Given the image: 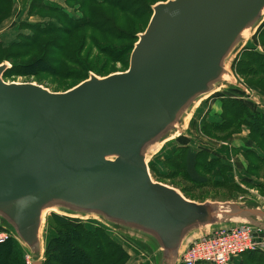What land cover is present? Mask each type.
Instances as JSON below:
<instances>
[{
	"label": "water",
	"instance_id": "95a60500",
	"mask_svg": "<svg viewBox=\"0 0 264 264\" xmlns=\"http://www.w3.org/2000/svg\"><path fill=\"white\" fill-rule=\"evenodd\" d=\"M263 16L264 0L160 2L127 72L91 74L64 93L7 83L10 66L0 65V220L32 264H43L49 211L142 234L160 264H180L197 234L232 223L233 205L156 182L148 154L225 88L227 62Z\"/></svg>",
	"mask_w": 264,
	"mask_h": 264
},
{
	"label": "trees",
	"instance_id": "16d2710c",
	"mask_svg": "<svg viewBox=\"0 0 264 264\" xmlns=\"http://www.w3.org/2000/svg\"><path fill=\"white\" fill-rule=\"evenodd\" d=\"M68 0H66L67 2ZM78 3L80 0H70ZM79 8L85 11V17L81 21H76L70 18L63 10V6L47 2V0H32L29 4L27 19H36L35 22H19L17 26L23 23V28L32 30L31 37L19 35L17 41L10 44L0 42V65L10 62L11 57H4L6 53L13 51L28 50L27 56L41 52L38 61L33 64H15L11 63L10 68L5 72L4 80L9 79L11 74H23L20 70L23 68L35 67V70L40 73L53 72L61 78H73L78 81L72 88L90 78L91 74L99 77H104L103 71L90 70L83 68L82 72H69L61 66V61H68L67 46H69L68 37L71 33H65V36L51 38L48 41H42V38L53 37L67 31H71L72 27L86 26L87 15L93 21L92 27L98 30L106 31L105 34L110 35L115 40H121L123 35H128L133 43L127 46L126 49H117L115 46L109 45L106 49L108 57L112 60L121 63L127 70L130 65L131 54L135 45L139 41V35L143 34L147 29L150 20L153 16V7L168 0H83ZM91 4L97 5L93 7ZM103 8H99V7ZM106 7V8H105ZM14 9V10H13ZM102 9V10H101ZM86 11L88 13H86ZM120 12L129 15L133 18L140 19L145 23L143 31L129 33L126 30H121L113 21L112 17H106L107 12ZM37 12L52 13L61 15V20L50 18H42ZM15 14V0H0V29L9 21ZM26 19V20H27ZM72 19V20H71ZM97 21V22H96ZM91 23V21L89 20ZM43 23V26L40 24ZM32 24V25H24ZM36 24V25H34ZM21 25V26H22ZM20 27V26H19ZM74 30V29H72ZM135 34L138 36L135 37ZM21 36V37H20ZM259 44L264 48V23L259 28L256 34ZM135 37V41L133 39ZM95 40V39H94ZM96 41V40H95ZM102 45H99L101 48ZM248 46V45H247ZM245 47L244 52L240 53L232 63V71L235 72L249 88H256L264 92V53L257 51L256 47L248 50ZM259 46V45H258ZM239 89L229 87L228 89L218 92L211 96L208 100L202 103V108L210 99L220 100L221 113L215 115L214 121H209L205 116L200 123L201 134L210 137L223 138L229 140L233 135L241 132L246 127L249 133L250 144L255 146L257 151H249L245 153V158L249 163L247 171L250 175H258L264 168V113L260 112L255 106L246 100L236 98ZM200 111L197 113L200 114ZM229 134V135H228ZM227 136V137H225ZM175 142L178 144V152L175 159H179V166L176 161L171 160L168 164L174 166L179 173L183 175L200 190L205 188L210 183V177L214 178V186L220 187L225 185L230 193L236 191L235 185L230 184L229 174L231 169L223 164L222 159L216 154H211L207 149L196 151L192 148V142L184 135L167 143ZM161 152V151H160ZM158 152L155 156L159 155ZM173 157V159H174ZM153 161V160H152ZM149 162V168L152 176L157 178H165L166 176L174 177L176 174H166L160 176L159 170ZM174 163V164H173ZM182 194L188 200V196L181 190ZM192 201V200H191ZM206 201V200H205ZM48 226L55 227L57 236L50 240L47 246L44 247L43 264H128L131 260L130 254L124 247L116 242L104 227H97L94 230L88 229L84 223L73 221L65 216L52 213L47 219ZM26 255L28 252L21 243L11 238L4 244H0V264H27ZM263 262V260H262Z\"/></svg>",
	"mask_w": 264,
	"mask_h": 264
},
{
	"label": "rangeland",
	"instance_id": "374dc122",
	"mask_svg": "<svg viewBox=\"0 0 264 264\" xmlns=\"http://www.w3.org/2000/svg\"><path fill=\"white\" fill-rule=\"evenodd\" d=\"M64 2V0H59ZM66 1V0H65ZM28 4L30 3V0H15V14L14 16L7 21L4 26L0 29V42H4L5 44H10L12 42L17 41V38L19 35L26 37H31L32 30L30 27H27L29 29L23 28V23H21L19 26L17 24L21 22L29 21V22H35L36 19H27V12H28ZM49 3H53L50 0H47ZM83 0L78 1L76 3L75 1L70 2L68 0L65 5H60L63 6L64 12L74 20L76 21H81L83 17H85V14L81 9L79 8L80 3H83ZM56 4V3H55ZM62 4V3H61ZM59 5V4H58ZM93 7H96L97 5L91 4ZM99 7V6H98ZM103 8V7H99ZM106 8V7H105ZM14 10V9H13ZM102 10V9H101ZM40 17L46 19L52 17L53 19L56 18V20H61L60 17L61 15H56L52 13H42V12H37ZM86 13H88L86 11ZM108 14H105L106 17H112L114 23L121 28V30H126L129 33H135V32H140L143 31L145 23L140 20L133 18L129 15L122 14L119 11L118 12H107ZM264 18V16H263ZM27 19V20H26ZM71 19V20H72ZM87 23H85V27H72V26H66V28H70L71 31H65L64 34L63 32L54 34L53 37H45L42 38V41H48L51 38H56L58 36H65V33H71V37H68L69 41V46H67V54L69 55V60L66 61L63 59L61 61V66L67 73L68 70L69 72H82L83 68H88L90 70H97V71H103L104 77H108L110 75L116 74V73H124L127 72L128 69L126 70L124 66L117 62L112 60L110 57H108L106 53V49L108 48L109 45L115 46L117 49H126L127 46H130L133 41L130 40L128 35H123L121 40H115L113 37H111L108 34H105L106 31L104 30H98L96 27L93 28L92 25V20L89 18L87 15ZM91 21V23L89 22ZM97 22V21H96ZM43 23L40 24V26ZM22 25V26H21ZM24 25H32V24H24ZM36 25V24H34ZM22 27V28H21ZM74 29V30H72ZM146 31V30H145ZM253 33V31L251 32ZM251 33H248L245 35V39L250 36ZM138 34H135V37H137ZM21 37V36H20ZM135 37H133L135 41ZM96 41H95V40ZM99 45H102L101 48ZM248 50H251L254 46L253 45H248L247 46ZM245 47L240 46V49L238 50V53H236L234 56H231L229 61L227 62V68L230 72V74L227 77V84H225V87L230 86L232 83H234L235 78L240 81V77L232 71V63L233 61L236 60V58L239 56V54L244 52ZM28 50H24L23 52L21 51H13L12 53H6L4 54V57L8 56L11 57L9 66L11 63L15 64H33L34 62L38 61L39 57L41 56V52L39 53H34L31 56H27L26 53ZM128 60L129 59V54H128ZM23 72V74H26L25 76H22L20 73L18 75H15L14 73L10 75L9 79L5 80L7 83H32V84H37L40 86H43L44 88L50 90L51 92L54 93H64L67 92L71 89L72 87L78 82L74 80L73 78H61L58 77L56 74L53 72L51 73H40L35 70V67H30V68H23L20 70ZM232 73V74H231ZM95 75V74H94ZM91 76V75H90ZM99 77V76H98ZM81 84V83H80ZM79 84H77L78 86ZM76 87V86H75ZM74 87V88H75ZM222 89V88H221ZM213 96V95H212ZM210 98V97H209ZM209 98H204L200 102L196 104V106L185 116L183 119L182 123L180 126L177 128V132L180 134L185 133V137L191 140L192 142V148L196 151H199L201 149H206L210 145L205 144L206 143H211L213 140H217L219 142H223V138H216L213 137H206L203 136L204 138L200 137L195 131H194V126L197 118L195 121L192 123L189 131H186V126L190 123L189 121L191 120L190 117L192 118L193 115L195 114L196 108L202 104L204 101L208 100ZM229 135V134H228ZM173 136H176L175 134ZM179 136L174 137V139L178 138ZM227 137V136H225ZM172 139V140H174ZM171 141V140H170ZM169 141V142H170ZM168 142H164L152 150L149 151L148 154V161H152V165L155 166L158 170L159 173L161 174L160 176L166 175V174H176L174 177L166 176L165 178H157L153 177V179L156 182L162 183L164 185H168L170 187H173L177 189L178 191L181 192V190L184 191V193L190 198L192 201L198 202V203H204L205 200L208 201H230L229 199L234 197V192L232 191L231 193L228 191L226 186H214L213 180L214 178L210 177V183L208 186H206L203 189H199L198 187H195L184 175L183 173H179V170H177L174 166L168 164L171 162V160L176 161V164L179 166V159H175V155L177 156V152L179 155V148L178 144L175 145V142H171L169 145H167ZM161 151V152H160ZM159 155L154 158V156L158 153ZM174 157V159H173ZM264 172V169L261 171ZM236 191H239L240 189L243 188L244 192L246 194L250 195L254 199H259L261 202H264V193H262L259 190H255L251 187H240V186H235ZM182 193V192H181ZM247 205V204H245ZM52 211H49L45 215V227L42 231V237L44 241V245L47 246L48 242L52 240L54 237L57 236V232L55 227L48 226L47 224V219L51 216ZM63 214V213H61ZM67 218L72 219L73 221H78L84 223V225L88 229L94 230L97 227H104L108 230L109 235L119 244H121L125 250L130 254L131 260L128 264H160L159 260V254L157 253V245L155 242L148 237L139 234L137 232H132V231H124V230H115L111 225L108 223L101 221L98 218L94 217H80V216H67ZM229 219V218H227ZM233 220L232 223L223 225L224 227H233ZM8 230L6 229V226L2 223L0 220V236L3 234H8ZM9 241V240H8ZM6 243V242H4ZM2 243V244H4ZM44 246V247H45ZM28 255H26V263L27 264H32V260L27 258ZM156 256V257H155ZM240 257V256H239ZM35 263H40V261H36ZM163 264V263H162ZM165 264V263H164ZM179 264V262H178Z\"/></svg>",
	"mask_w": 264,
	"mask_h": 264
},
{
	"label": "crops",
	"instance_id": "0c3cea01",
	"mask_svg": "<svg viewBox=\"0 0 264 264\" xmlns=\"http://www.w3.org/2000/svg\"><path fill=\"white\" fill-rule=\"evenodd\" d=\"M31 1L32 0H30V2ZM50 1L54 2V4L56 3L59 5H65L66 3L65 0L64 2L59 0ZM29 4L27 2V6ZM258 30L250 34V36L244 43V47H246L247 45H253L254 47H256L257 51H259L260 53H264V48L259 44L258 38L256 36ZM234 78L235 82L230 86L225 87L221 91H224L231 86L238 88L239 94L238 96H235L236 98L246 100L247 102L255 106L260 112L264 113V92L256 88H249L242 79L238 81L236 77ZM221 106L222 104L218 99H210L203 108L202 104H200L196 108L193 117H190L191 120L189 121L190 123L186 126V131H189L192 123L197 118L198 111L201 110L193 129L198 135H200V137L204 138V135H202L200 131L201 120L205 116L208 117L209 121L216 120L217 117L215 115L221 113ZM249 133L250 131L246 127H244L241 132L233 135L229 140L223 142L213 140L211 141V143H204L210 145L206 149L209 150L211 154H216L217 157L222 159L223 164L230 167L231 173L229 174V180L231 185H238L240 187L246 188L251 187L264 193V172H259L256 176L247 173L249 169V163L245 158V153L249 151L259 152V150L255 146L250 144ZM181 135H185V133L179 134V136ZM229 200L230 201L212 202H219L223 204L229 203L233 205L232 211H234L233 214L235 215V217H233L234 222L232 225L239 226L243 223H248L249 225H251L252 228H254V230L256 231V241L258 243L257 251L244 254L240 257L238 256L232 260L231 264H264V202H261L260 198H252L250 195L244 192L243 188L238 192H234V197L230 198ZM208 232L210 231H204V234ZM202 233L197 234L194 239L201 237Z\"/></svg>",
	"mask_w": 264,
	"mask_h": 264
},
{
	"label": "built area",
	"instance_id": "2783aa9c",
	"mask_svg": "<svg viewBox=\"0 0 264 264\" xmlns=\"http://www.w3.org/2000/svg\"><path fill=\"white\" fill-rule=\"evenodd\" d=\"M11 238L10 232L1 235L0 244ZM256 239V231L248 223L222 227L192 242L182 254L180 264H231L234 258L257 251Z\"/></svg>",
	"mask_w": 264,
	"mask_h": 264
},
{
	"label": "bare ground",
	"instance_id": "6f19581e",
	"mask_svg": "<svg viewBox=\"0 0 264 264\" xmlns=\"http://www.w3.org/2000/svg\"><path fill=\"white\" fill-rule=\"evenodd\" d=\"M8 72V71H7ZM177 134H179V133H177Z\"/></svg>",
	"mask_w": 264,
	"mask_h": 264
}]
</instances>
